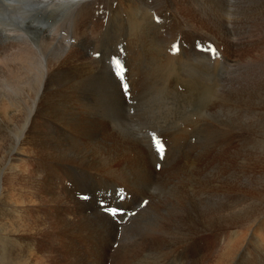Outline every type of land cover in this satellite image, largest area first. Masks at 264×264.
Returning <instances> with one entry per match:
<instances>
[{
	"label": "bare ground",
	"instance_id": "1",
	"mask_svg": "<svg viewBox=\"0 0 264 264\" xmlns=\"http://www.w3.org/2000/svg\"><path fill=\"white\" fill-rule=\"evenodd\" d=\"M24 1L32 5L34 11L32 12L33 14L31 13L32 15L26 13V5H23L25 4ZM163 1L167 4V8L173 10L176 15L179 14L178 8L180 7L183 9V2H185L186 9L197 11L201 18L207 23V26L214 30L216 29L217 32L221 34L219 38L225 41L228 49H231L232 55V59H229V61H227L228 64L226 63V65H224L225 71L230 72L232 70L234 74L228 84L224 80L218 79L221 81V84L218 85L219 82L214 80V76L217 75V73L219 76L220 70H214L212 74L214 75L212 77L214 82L211 83L212 81H210L211 85H201L199 93V91L196 90L198 89L197 83L204 79V73L208 71L204 69L205 67H203L201 63L198 65V61L194 63L191 60L183 62V56L176 60L171 58H167V60L160 59L159 52L156 50L158 46L152 39L151 25L153 24L141 28V24L139 25L138 22V13L140 11H145L146 8L145 0H127L128 4H126L125 8L120 5L116 10L110 5L108 7V13L105 12L108 14V21L106 20L105 29L101 25V31L104 33L103 35L94 31V29H89L91 27H97V24L90 20L92 16L90 11H88V6H90L91 0H0V150L4 149L7 154L5 167L2 170L0 169V261H3V264H50V260L55 264H106L107 249L105 246L108 247L114 239L113 229L110 230L106 226L107 222L111 220H108L95 210H93V214H84L82 208L80 209L83 203H81V201L78 202L76 199L73 201L70 197L75 196L77 193H80V195L83 193H92V196L96 193V195L105 196L104 198L110 196L113 192V185L116 186L114 183L118 174H116L115 171L116 165L120 169L123 168L124 172H126L125 174L128 176L127 181L124 180L121 184L126 188L131 186L134 195H136L132 196L133 199L131 196H125L123 199H120L117 193H115L113 196H116V202L120 205L128 201L129 205L136 206L134 205L137 202L136 199L147 196L151 191L152 185L161 181L162 188L159 189V195L154 194L150 198L151 202L155 201L151 203V205H155L157 208L162 209L157 210L156 208L157 212L155 213L157 214L152 215L151 217L153 218L149 220V222H154H151L148 228L151 229V232L154 231L156 235L151 236L152 233H150L149 236H145V245L158 252L150 256L153 260L157 257L163 258L159 253L165 249L164 247H167L166 240L168 239H170V242L173 243L176 248L178 245L182 246V249H184L183 243L188 241L186 239L198 235V233L196 235H191L190 228L191 230H200L203 233L209 232L212 234L214 231L221 232L224 228L228 226L231 227L234 221L233 219H237L240 222L244 220L245 224L249 222L250 219H254L252 216L255 213V208L253 209L251 205H253L254 202L256 203V199L254 200V198L249 197L246 193H240L241 196H233L232 192L207 193L208 191L205 190H197L198 182L192 179V176H194L196 172H201L199 170L202 168L204 172H206L203 176L209 183H211L210 179H215V183L217 182L221 186L222 184L229 185L230 187L237 186L244 190L249 188L250 178L248 171L245 172L240 169V171L238 170L239 172H237L234 166L232 167V164H230L232 159L235 161V159H239L240 156L242 157L241 152H245L246 155L248 149L243 141H239L240 143L237 146L241 151L236 150L228 156L229 158L226 159V161L216 158L217 153L226 149V147L218 146L209 149L204 154L202 153L203 156L199 158V162L196 163V161L186 157L182 164H171V173V170H165L157 177L156 172L149 162V158L146 163L147 158L144 156L146 154L143 155V151H145L143 149L144 147L142 148V146L134 144L139 140L138 142L145 146L147 142L144 143L145 140L142 141V137L139 138V132L136 131L138 127L134 124L137 121L133 122L132 118L128 116L130 114L127 115L126 113L128 112L127 110H129V112L131 110L130 108L127 109L125 103L126 98L124 99L119 84L111 72L112 70H110L107 64H105L106 62L103 61L104 55L93 58L95 55L92 53L89 55V53L85 51V46L90 44L94 51L93 53L98 52L97 45H99L101 41L102 47L105 48V45L110 43L109 33L107 32L108 28H112L110 33L111 36L117 33L116 30H119L128 40L129 56L127 58L130 63L127 64V68L129 73L136 75L140 67H145L146 73L154 75L153 77L150 76V78L160 75V77H164L167 81L172 79L174 82L171 81V83H176V85H173L176 86V88L180 82L187 86L189 90H196L194 101H192V98L190 101H186L188 100L185 98L186 95L184 97L186 102L181 100L180 97L178 98L179 104L177 106V112H179V108H183L185 103L190 107H192V104V112H196L199 116H207L211 122H214V124L208 123L210 126H203V131H209L211 132L210 134L213 135L234 132L237 135L240 134L239 136H244L249 132L251 127H258V125L251 126L252 113L249 105H252L253 101H251L252 96L250 97L251 87L249 77L251 75H257V80L259 81L256 88L258 92H256L257 96L254 99L255 101L258 100V96L263 94L264 90V54H261V58L259 62H257L258 66H255L253 70L254 72L259 70L260 72L258 73H254L248 64H238L237 61H243L241 54L247 45L246 42V44L244 43L243 39L240 54L236 55L235 59H233L232 49L234 48V39L232 37L235 35V31L233 29V19L230 17L231 13L228 9L229 4L227 0H217L215 7L212 8L208 3H205V0H202L205 6L202 5L199 0ZM114 2L115 1H113V3ZM155 2H157V0ZM159 2L161 3V1ZM153 6L154 4L151 5V7ZM21 7H24V11ZM158 15H160V13ZM200 16H198L199 20ZM246 16L247 15L244 14L241 16V19H239L240 26L238 27L241 29V33H245L246 31ZM262 18L264 19V13L259 15L256 22L262 23ZM7 19L10 22H7ZM147 21H149V19ZM181 21L183 22V18L179 20V22ZM151 22H153V20H151ZM197 23L198 22H196V24ZM56 29L67 31L68 36L65 35L67 39L62 41L58 36L60 31L57 32ZM174 30L175 29H173V31ZM209 33H211V31ZM71 40L73 41L72 43L70 42ZM175 43L176 42H174V44ZM164 44L163 46H165ZM110 45H108V47ZM165 48L163 47L162 49L164 50ZM165 53H167V51ZM166 55H168V53L165 54V56ZM195 59L193 60L195 61ZM220 73L223 74V72ZM150 74H148V76ZM185 74L188 76L186 77V79H188L187 81H183L182 78ZM209 76L211 78V75ZM140 77L142 78V74L139 78ZM146 78L147 75L145 79ZM156 78L157 77H155V79ZM210 78L209 80H211ZM145 79L142 78L141 80L145 81ZM158 81L160 82L161 80ZM143 87L145 86L143 85ZM155 87L156 86L153 87V90ZM160 89H162L163 93V88ZM181 89L185 93V90L183 88ZM165 91H167V89ZM146 92L147 91H145V93ZM169 92L170 91H167L166 94H169ZM186 92L188 93V91ZM220 92L224 95H220ZM140 94L141 93L138 95ZM151 94H153V92H151ZM215 94L219 95L222 100L218 105L215 103L216 106H213L210 105L211 103H208L207 100H211L213 97L215 98ZM133 96H135V94ZM136 98L138 99V97ZM131 99L133 100V98ZM215 101L217 102V100ZM138 103L140 104V101H138ZM167 106L169 107V103ZM169 110L166 105L162 103L156 104L154 102H146L140 105L137 111L140 115L145 117L153 113L159 121L163 117V121L175 114V112ZM186 114L188 113H185V115ZM185 115L183 117H185ZM136 118H139V116H136ZM192 120L190 121L191 124H193ZM200 120H198L199 123H201ZM262 120L264 124V119L262 118ZM187 123H189V121H187ZM104 124H106L107 127H104ZM169 124L171 125L170 122ZM174 124L176 123L174 122ZM194 126H197L196 123ZM182 128L184 127L182 126ZM193 129L194 128H192V130ZM178 130L174 126H170L167 131L179 135L183 130H180V132H178ZM147 131L148 129L146 132ZM189 131L191 130L189 129ZM197 133L199 134V132ZM141 135L144 137L143 134ZM190 135H187V137H190ZM172 137L174 136L172 135ZM175 137H177V135H175ZM237 137H235V139ZM201 138H203L202 135ZM190 139H192V137ZM198 140H200V138ZM20 145L22 149H19L23 150L26 155L31 154L34 159H28V157H26L27 159L25 158L26 160H24V162L21 161L19 163L20 165L13 164L17 169L19 167L17 174L14 172L8 173L7 166L12 164L10 162H13L10 159L11 155ZM205 145L203 147H205ZM202 151L203 150H201V152ZM128 152L132 154L131 157ZM188 152L190 153V151ZM21 153V155H23V152ZM211 154H213V157L210 156ZM245 160L246 156H243V163L239 164L243 169H245ZM150 161L151 163L156 162L152 155ZM227 163L231 165L232 170H227L230 169ZM195 164H198L200 167ZM10 169L13 171L12 168ZM124 178L125 177H123V179ZM183 179L186 180L185 186H183ZM82 180L84 182L76 183V181ZM178 180L180 182H178ZM67 182H75L78 191L75 188L73 191L65 190L63 184ZM263 182L264 181H262V183ZM181 188L187 190H185L186 197H183V189L181 190ZM218 188H220V186H215L211 188V191ZM108 190L112 192L107 194ZM69 191L73 194L71 195ZM177 191L178 193L176 194ZM71 203L75 214L64 211L61 207H69ZM44 205L47 206V208H51L44 213L46 216H50L49 220H41L36 215L39 211L43 210ZM144 213L145 212L142 211L140 215L143 216ZM183 215L190 216L187 217L184 224ZM33 222H36L34 226L35 229L41 222L42 225L46 223V228H48V224L52 226V228H49L53 230V239L50 240V243H57L56 246L60 245L63 248L62 255L58 254V251H56L54 257L52 256L53 258L48 259V256L41 253L39 247L34 246L35 242L39 240H37L31 232H26L24 230L26 226L32 227L34 225ZM139 226L140 225L137 223L134 230ZM257 226L263 228L264 222ZM130 228L131 227H129V229ZM130 231L131 229L129 232ZM257 233L253 228L248 229L249 235L247 236L244 234V238L242 237L239 241L237 240V243L233 241L234 239L226 240L225 237L222 236V240L218 243L226 247L225 249L223 247V250H219L218 248L219 252L216 255L214 264H223V260H225L227 264H230L233 260V256L238 254L244 247L247 249H245L247 251V256L242 258L239 264H264V230L259 236ZM44 238L45 237H43V242ZM156 238L160 240L159 243L152 242ZM46 239L47 238H45V240ZM246 241L248 243H245ZM38 244L40 245L41 242L39 241ZM123 249L126 250V247ZM140 249L142 250V247ZM138 253L143 252L138 251ZM131 255L132 254H130V256ZM121 258V255L118 253V259ZM129 262L130 259L128 258L125 259V261H121L120 264H129ZM157 262H161V260ZM143 263L148 264L147 261H143ZM151 264H154V262ZM178 264H183V261L178 262Z\"/></svg>",
	"mask_w": 264,
	"mask_h": 264
},
{
	"label": "rangeland",
	"instance_id": "2",
	"mask_svg": "<svg viewBox=\"0 0 264 264\" xmlns=\"http://www.w3.org/2000/svg\"><path fill=\"white\" fill-rule=\"evenodd\" d=\"M113 1H115V2L113 3ZM153 1H154V3H153ZM155 1L156 0H145V2H146L145 11H140L138 13V15H137V18H138L139 25L141 24L140 25L141 28H143L144 26L153 24V25H151V28H152L151 29L152 39L155 41V43L158 46V48L156 50L159 52L160 59L161 60H167V58L168 59L171 58V59H175L176 60V59L180 58L181 56H183V62L184 61L186 62V61H190L191 60L194 63L198 61V65L201 63L202 66L205 67L204 69L205 70H208V71H205V73H204V79H202L200 81L198 79V81H199L197 83L198 89H196V90H198L199 93H200V86L201 85H206V84L211 85V83L214 82L213 79H212V77L214 76V75H212L213 72H214V70H218V71L220 70L219 71V74L220 75L218 76V73H217V75L214 76V80H216V81L219 82L218 85L221 84V81H219V80H222V81L224 80L228 84L231 81V79L233 78L232 76L234 74H233V71L231 69H230L231 70L230 72L225 71V66L224 65H226V63H227V61H229V59L230 60L232 59L231 58L232 55H231V49H228V46L225 43V41H223L222 39L219 38V36L221 34H219V32H217L216 29L214 30V29L210 28L209 26H207V23L201 18V16L199 15V13L197 11H195L193 9H186L185 8L186 7V3L185 2H183V9L180 8V7L179 8L177 7L178 10H179V14L180 15L179 14L176 15V13H174L173 10L167 8V4L163 0H157V2H155ZM159 1H161V3ZM162 1H163V3H162ZM199 1L204 6H205V3H208L211 6V8L212 7H215V4L217 2V0H207V1L205 0V3L202 0H199ZM24 2H25V4H23V5L24 6L26 5V11H27V12L26 11L25 12L28 13V14H31L32 12H34L33 11V8H32V5H30L29 3H27V1H24ZM95 2H94V0H91V4H90V6H88V11H90L91 16H92V17H90V20L93 21L94 23H96L97 24V27H91L89 29H94V31H97L98 33H101L103 35L104 33L101 31V27L103 26L104 29H105L106 23L108 21V18H107L108 17V14L107 13H108V10H109L108 7L110 5H112V8H114V10H116L117 8L120 7V5L125 8L126 7V4H128V3H127V0H123V2H122V0H111V1L110 0H106V1L105 0H102V1L101 0L100 1L99 0L98 1L95 0ZM97 2H100V3H97ZM227 2L229 4L228 5L229 6L228 9H229V11L231 13L230 14V17L233 19V29L235 31V33H234L235 35H233V37H232L234 39V42H233L234 48L232 49L233 56H234L233 59H235V56L236 55H239L240 54L241 43H242V41L244 39V43L246 42L247 45L244 48V50H246V51L243 50V52L241 54V57L243 58V61H237V62H238V64L239 63H243V65H247L248 64V66L253 71L254 70V67L255 66H258V63L257 62H259V60L261 58V54H264V19L262 18V20H263L262 23L261 22H256V19L259 17V15H261V14L264 13V0H246V1L245 0H227ZM105 3H106V5H105ZM153 4H154L155 7L154 6L151 7V5H153ZM162 5L164 6V8H163ZM101 8H102V11H101ZM21 9L24 11V7H21ZM147 9H148V11H147ZM151 10H153V11H151ZM157 11H159V12H157ZM105 12H107V13H105ZM259 12H261V13H259ZM159 13H160V15H158ZM244 14L247 15L246 16L247 17V26H246L245 33H241L240 32L241 29H239V27H238V26H240V23H239L240 20L239 19H241V16L244 15ZM169 16H171L172 18L169 17ZM198 16H200V20H199V17ZM100 18H102V19H100ZM151 18H153V19H151ZM178 18H179V20H182V18H183V22L182 21L179 22ZM148 19H149V21H147ZM151 20H153V22H151ZM167 21H168V23H167ZM194 21H195V23H194ZM7 22H10V21L7 19ZM196 22H198V23L196 24ZM204 22L206 23V25H205ZM156 23H157V25H156ZM203 23H204V25H203ZM165 25H167V26H165ZM169 28H170L171 31L169 30ZM173 29H175L176 31L174 30L175 31L174 32ZM177 30H178L179 33L177 32ZM56 31L59 32L60 30L56 29ZM111 31H112V28L109 27L107 32L109 33V37H110V41L109 42L110 43H108V45H110V44L111 45L108 47V45L106 44L107 46L105 45V48H103L102 47V41H101L99 43L100 46L97 45L98 52H96V53H101L99 55V57H101L102 55H104V60L103 61L106 62L105 64H107L108 68L110 70H112L111 72L113 73L114 78L116 79V81L119 84L121 93L124 96V99L126 98L125 99V103L127 105V109L130 108V110H131L130 112H129V110H127L128 112H126V113H127V115L130 114L128 116H130V118H132V121L133 122H136L137 121L134 124H136L135 126L138 127V128H136V127L135 128L137 129L136 131L139 132L138 133L139 134V138L142 137L141 140L142 141L145 140L144 143L147 142L145 144V146L142 145L140 142H138L139 140H137V143L136 142L134 143V144H138V145L142 146V148L144 147L143 149L145 151H143V155L146 154V155H144L145 158H147L146 163L148 162V158H149V162L152 165L153 170L156 172L157 177H159V175L163 171H165V170H169V171L171 170L170 173L172 172V168H171L172 166H171V164H173V163H176V164H180L181 163L182 164V163H184V159L186 157H189L191 160L196 161V163H197V162L200 161L199 158H201L205 152H207L209 149H213V148H216L218 146L226 147V149L224 151H221L220 153H217L216 152L217 153L216 154V158L217 159H221L222 161H226V159L229 158L228 156L230 154L234 153L236 150L237 151H239V150L241 151V149H239L237 146L239 145L240 142L243 141L247 145V149H248V151L246 152V155H245V152H241L242 153V157L240 156V158L239 159H235V161H233V159H232L230 161V164H232V167L234 166V169H236L237 172H239L240 169L243 170V171H245V172L248 171V175H249V178H250L249 179L250 180L249 181L250 182L249 188H247V189L244 190L243 188H239L237 186L236 187L235 186L234 187H230L229 185H225V184L224 185L222 184V186H221L219 183H217V182H216L217 184L215 183V179H210L211 180L210 181L211 183H209L208 181L205 180L206 178L203 176L204 173H206V172H204V170L202 168H200V170H199L201 172H196L194 174V176H192V179H195L198 182V186H197L198 188H197V190H205V191H208L207 193H211V192H214V193H218V192H232V195L233 196H238V195L241 196L240 193L241 194L242 193H244V194L246 193L249 197L254 198V200L256 199V203L254 202V204L251 205V207H253V209L255 208V213L252 216V217H254V219L253 218L250 219L249 222H251V223L247 222L246 224H245L244 220L242 222H240L237 219H233L234 221L232 222L231 227L228 226V227L224 228L223 230H221V232L214 231V232H212V234L209 233V232H204L203 233L200 230H191V228H190L191 235H196L197 233H198V235L192 236L191 238L186 239L188 241L186 243H183V248L184 249H182V246H178V245H177V248H176L173 245V243L170 242V239H168V240H166V246L167 247H164L165 249L162 250L161 253H159V254H161V256L163 258L157 257L155 260H153L150 256H152L153 253H158V252L155 249L150 248L147 245H145L146 244V242H145V236H149L150 233H152L151 236L156 235L154 231L151 232V229L148 228L149 224L151 222H154V221H150L149 222V220L153 218V217H151L152 215L157 214V213H155V212H157V210H162V209L157 208L155 205H151V203H154L155 201H152L151 202L150 201L151 200L150 198L154 194L155 195H159V192H160L159 189L162 188L161 181H159L158 183L156 182V183H154L152 185V188H151V191H150L151 194L148 193V195L145 196V197L137 198L136 199L137 202L134 204L136 206L129 205V202L128 201L126 203H124L125 205L124 204L120 205V204H118L116 202V196H113L115 193H121L124 197L125 196H129V197L131 196V198H132V196H136V195H134L131 186H128L126 188L124 185L121 184V183L124 182V180L127 181L128 176H127V174H125L126 172H124V169L123 168L120 169L116 165L115 166L116 167L115 171H116V174L118 173L117 174V179L114 181V183L116 184V186L113 185L114 186L113 192L111 190H108L107 191V194H110L112 192V194L110 196H107L106 198H104L105 196L104 197L103 196H99V195H96V193L93 196H92V193H86V194L83 193L81 195H80V193H77L75 196H72L70 198H72L73 201H74V199H76L78 202L81 201V203H83V205L80 207V209L82 208L84 214H86V215H89L90 213L93 214L92 212H93V210H95L98 213L102 214L104 217H106L108 220H111L110 222L109 221L107 222L106 226L110 230L113 229L112 232H114V237H113L114 239L108 245V247L105 246V248L107 249V251H106L107 260L105 261L106 264H120L121 261H123V260L125 261V259H128V258L130 259L129 264H144L143 261H147L148 264H151L153 262H154V264H164V263L165 264H178V262H182V261H183V264H214V262L216 260V255L219 252V250H221L223 247L225 249V247H226L225 245H221V244L219 245V243H218V242H220V240H222L221 239L222 236H224L226 240L234 239L233 241L234 242L236 241L235 243H237L239 241V239H242V237L244 238L245 235H247V236L249 235L248 234V229L253 228L254 230H256V233L259 232V233H257L258 236L264 230V227L263 228H259L257 226V225H261L264 222V210H262V209H264V182L262 183V181H264V174H262V173H264V150H263L264 149V124H263V120H262V118L264 119V90H263V94L260 95V96H258V100H255L254 101V99L257 96V93L256 92H258V90L256 88L258 86V82L259 81L257 80V75H251L249 77V79H250V87H251L250 97L252 96L251 97V101H253L252 102V105H249V108H250L251 113H252V116H251V126L258 125V127H256L257 129L254 128V127L253 128L251 127V129H249V132H247L244 136H239L240 134L237 135L234 132H231V133L230 132L229 133H223V134L218 133V134H214V135L213 134H210L211 132H209V131H203V128L202 127L203 126L204 127L210 126L208 123H213L214 124V122H211V120L207 116L206 117L205 116H199V115L196 114V112H192V110H193V105L192 104H191L192 107H190L189 105H187L185 103V105H183V108H179V112H177V109H178L177 106L179 104L178 98L180 97V99L183 100V101H185L186 99H188L186 101H190V99L192 98V101H194L195 96H196V94H195L196 90L195 91L189 90V88H187V86L183 85V83H180V82L178 83V87L176 88V86H173V85H176V83H173L174 81L172 79H170V80L167 81L164 77H162V76L160 77V75H156L155 76L157 78L160 77L158 79L157 78L155 79V77L154 78H150V76L153 77L154 75L153 74H150V73H146L147 71H146L145 67H140L137 70L138 72H137L136 75H132L131 73H129V70L127 68V64L130 63L129 62V59L127 58L129 56V49H128V40H127V37L125 35H123V33L121 31H119V30H116L117 33H115V35H112L111 36L110 35ZM210 31H211V33H209ZM176 32H177V35H176ZM65 35L68 36V33H67V31H65V30L62 29L59 32V35L58 36H59V38L62 39V41H64V40L67 39V37ZM168 36H169V38H168ZM70 42L72 43L73 41L71 40ZM174 42H176V43L174 44ZM162 43L163 44L166 43V44H164L165 46H163ZM163 47L164 48L166 47L165 48L166 50L165 49L163 50L162 49ZM99 48H101V49H99ZM212 49H214L215 51L213 52ZM85 51L87 53H89V55L91 53L93 55H95V57L93 56V58H98V56L96 55V53H93L94 51L92 50L90 44H87L85 46ZM166 51H167L168 55H170V56H168V55L165 56V54H167V53H165ZM112 57H118L119 60H120V62H121V64H122V66H123L124 71H123V78L122 79L118 78L114 74V67L111 65V58ZM186 57H189V58H186ZM193 59H195V61ZM204 62H206V63H204ZM263 63H264V59H263ZM217 67H220V68H217ZM209 72H211V73H209ZM220 72H223V74L220 73ZM258 72H260V71L259 70H256L254 73H258ZM140 73L142 74V78L143 79H145V77L147 75V78L145 79V81L144 80H141L142 79L141 77L139 78V76H141ZM143 73H144V75H143ZM263 73H264V70H263ZM148 74H150V75L148 76ZM208 74L211 75V78H210V76ZM221 76H222L223 79L221 78ZM186 77H188L186 74H185V76L183 75V77H182L183 78V81L184 80H186V81L188 80V79H186ZM209 78L211 80H209ZM158 80H161V81L159 82ZM171 81H173V82L171 83ZM210 81H212V82L210 83ZM147 82H149V83H147ZM150 82L153 83L154 85L151 84ZM157 83H158V85H157ZM125 84L127 85V88L126 89L124 88V85ZM138 84H139V86H138ZM140 84H141V87H140ZM150 84L153 85V86H151ZM143 85L145 87H143ZM146 85H148V86H146ZM163 85H165V86H163ZM154 86H156L155 88L158 91H156L155 88L153 90V87ZM157 86H159V87H157ZM160 88H163V93H162V89H160ZM175 88H176V90H175ZM179 88L180 89L183 88L185 90V93H187L186 91H188L189 94L188 93L185 94L184 91L182 89L180 90ZM166 89H167V91H170L171 93L169 92V94H166L167 93V91H165ZM170 89H172V90H170ZM224 89H226V88H224ZM151 90H153V91H151ZM160 90H161V92H160ZM138 91H139V93H141L140 95H138L139 94ZM145 91H147V92L145 93ZM135 92L137 93V96H136V93ZM151 92H153L154 95L151 94ZM155 92H158V93H155ZM172 92H173V94H172ZM132 93H134L135 96H133L134 94H132ZM157 94H159V95H157ZM171 94H172V96H171ZM166 95H167V98H166ZM185 95H186V97H185ZM220 95H224V94L222 92H220ZM189 96H190V98H189ZM216 96H217V98H216ZM218 96L219 95H216L215 94V98L213 97V98H211V100H207L208 103H211L210 105H213V106L218 105L221 102V100H222V98L220 96L219 97ZM136 97H138V99ZM173 97H174V99H173ZM131 98H133V100ZM140 98H142V99H140ZM165 98H166V100H165ZM219 98H221V99H219ZM171 100L173 102H175V103H173ZM215 100H217V102ZM138 101H140V104L138 103ZM212 101L214 102V104H213ZM132 102H133V104H132ZM136 102H137V104H136ZM146 102H154L156 104H161L162 103V104L166 105V107H167L168 110L170 109L169 111L175 112V114H173L172 116L168 117V119H164L163 121H162V118L163 117L159 121V119H156V117H155V115L153 113H150V114H151V116L154 117V119H153V117L150 116V114L147 115L146 117L145 116H142V115H140L138 113L137 110H138V107L140 105H142L143 103H146ZM168 103H169V107L167 106ZM215 103H216V105H215ZM180 109H181V111H180ZM184 110H185V112H184ZM185 113H188L189 115L188 114L185 115ZM176 114L177 115L179 114V115L177 116ZM184 115H185V117H183ZM194 115L197 116L198 118L195 117ZM136 116L137 117L139 116V118H136ZM135 118H136V120H135ZM142 118H143V120H142ZM150 118H151V121H153V120L154 121L151 122L150 121ZM257 118H259V119H257ZM138 119H139V121H138ZM169 119H171V120H169ZM155 120H156V122H155ZM167 120L171 123V125L169 124V122ZM172 120L173 121L175 120L174 122L176 124H174V122ZM186 120L189 121V123H187ZM191 120L193 121L192 122L193 124L190 123ZM194 120H195V122H194ZM198 120H200L201 123H199ZM166 121H167V123H166ZM155 123H156V125H155ZM165 123H166V125H165ZM195 123H196L197 126H194ZM180 124H182V125H180ZM169 125L170 126H174L177 130L179 129L178 132H180V130H183L181 132L184 135L182 133L179 134V135L177 133H169L167 131L168 128L170 127ZM182 126L184 128H182ZM104 127H107L106 124H104ZM139 127H140V129H139ZM142 128H143V131H142ZM192 128H194V129L192 130ZM147 129H148V131L146 132ZM189 129L191 131H189ZM162 130H163V132H162ZM169 130H172V129H169ZM198 130H200V131H198ZM197 132H199V134L202 133V134H200V137H199V134ZM204 132H206V133H204ZM153 133L155 134L156 138H158L162 142V144L164 145L165 151H164L163 159L160 158V154L156 150L155 142L153 140V135H152ZM190 133H191V135H190ZM141 134H143L144 137ZM172 135L174 137H172ZM175 135H177V137L179 136L180 139H181V141H180L179 137L177 138V137H175ZM187 135H190V137H187ZM195 135L198 138H196ZM201 135H202L203 138H201ZM237 136H239V137H237ZM191 137H192V139H190ZM235 137H237V138L235 139ZM199 138H200V140H198ZM212 139H213V141H212ZM199 143L202 144V145H200ZM205 144H207V145H205ZM204 145H205V147H203ZM146 147H147V149H146ZM190 147H191V149H190ZM19 148L22 149V146L21 145L18 146L17 147V150H14L13 151V154H12L13 156L10 154L11 155V158L9 156V158L13 162H10L12 164L9 165V166H7L8 167V169H7V172L8 173H11V172L13 173L14 172V173L17 174V171H19V167L17 169L16 166H14V165H18L21 161L24 162V160L27 159L26 157H28V159L29 158L34 159L31 156V154L30 155L28 154L29 155L28 156V155L25 154V152L23 150H20ZM192 149L194 150V152H193ZM196 149L197 150H200V151H197ZM1 150H0V169L2 170L5 167V164H6V161H7L6 160L7 154H6V151H4V149H1ZM195 150H196V152H195ZM201 150H203V151L201 152ZM188 151H190V153ZM21 152H23V155H21L22 154ZM3 154H5V155H3ZM128 154H130L129 155L130 157L132 156V154L130 152H128ZM151 155L155 158V161H156L155 163L154 162L151 163V161H150ZM210 156L213 157V154H211ZM243 156L244 157L246 156L245 166H244L245 169H243V167L241 165H239V164H242L243 163V161H242ZM15 157H17L18 160ZM13 158H15V159H13ZM188 165H189V163H188ZM195 165L197 166L198 164H195ZM238 166H239V168H238ZM228 167L230 169H227V170H232L231 165L228 164ZM250 167H251V169H250ZM10 168H12L13 171ZM122 170H123V172H122ZM5 173H6V170H5ZM122 174H124L125 176L122 175ZM123 177H125V178L123 179ZM122 179H123V181H122ZM82 182H84V181L83 180L82 181H76V183H82ZM178 182H180V181L178 180ZM185 184H186V180L183 179V186H185ZM63 186H64L63 188L65 190H72L73 191L74 188H75L78 191V187H77V184H75V182L74 183L67 182V183L63 184ZM215 186H220V188L213 189L211 191V188H214ZM182 189L183 188H181V190ZM185 190L186 189H183V197H186L185 196ZM236 191H237V193H236ZM233 192L236 193V194H234ZM177 193H178V191L176 192V194ZM72 194L73 193H71V195ZM85 197H87V198H85ZM92 197L95 198V199H93ZM145 201L147 202L146 204L144 203ZM102 204L103 205H106V206H109V207H115L116 206L115 208L124 209V210H126L127 215H125L123 217H116V218H114L110 214H108L105 211H103ZM260 206H261V208H260ZM43 207H42L43 210H41L42 212L39 211L36 215L41 220H45V219L46 220H49V217L50 216H46L44 213L46 211H49L48 209H51V208L50 207L47 208V206H45V205ZM61 207L63 208L64 211H67V212H70V213L75 214L74 208L72 206V203L69 205V207L68 206H61ZM156 208H157V210H156ZM144 209H146V210H144ZM258 210H259V212H258ZM142 211H144L148 215L144 213L143 216H141L140 213ZM133 213H134V215H133ZM200 213H202V212H200ZM38 215H40V216H38ZM162 215H164V214H162ZM147 217H148V219H147ZM157 217H158V215H157ZM187 217H190V216L183 215V224L187 220ZM197 217L199 218L198 215H197ZM35 223L36 222H33L34 225L32 227L26 226V228L24 229L26 232H28V231L31 232L33 234V236L37 240H39L41 242V244L39 245L38 244L39 241H36L35 244H34V246L39 247L41 249V253L44 254V255H46V256H48V259L49 258H53L54 257V253L56 251H58L57 252L58 254H61L62 255L63 254V248L60 245L56 246L57 243L56 244L50 243V240L53 239V236H52L53 230L52 229H49V228H52V226H50V224H48L49 226H48V228H46V226H45L46 223H43V225H42V222H41V224L37 225V228L35 229V227H34L35 226ZM137 223L140 226L137 229L134 230L135 225H137ZM198 225H199V223H198ZM129 227H131L130 228L131 229L130 232H129V230H130ZM40 228H41V230H40ZM37 229H38V232H37ZM31 233H29V234H31ZM134 235H136V236H134ZM43 237L47 238L46 240L44 238V242H43ZM152 242L153 243H159L160 240L156 238ZM130 243H132V244H130ZM245 243H248V242L246 241ZM123 246L126 247V250L123 249L124 248ZM141 247H142V250L140 249ZM216 248H217V250H216ZM218 248H219V250H218ZM245 249L246 248L244 247L240 252H238V254H236L235 256H233V260L231 261L230 264H239L240 261H241V259L242 258H245L247 256V251H246L247 249L246 250ZM118 250H119V252H118ZM138 251H140V252L142 251L143 253H138ZM49 253L50 254H53V255H50ZM118 253H119V255H121V257H122L121 259H118ZM122 254H123V256H122ZM125 254L127 255V257H126ZM130 254H132V255L130 256ZM179 255H181L182 257L179 256ZM109 256H110V258H109ZM214 256H215V258H214ZM63 258H64V256H63ZM119 258H120V256H119ZM148 258H149V260H148ZM210 259H211V261H210ZM234 259H235V263H234ZM150 260H153V261H150ZM160 260H161V262H157V261H160ZM212 261H213V263H212ZM2 262L3 261H0V264H3ZM222 262H223V264H227L225 262V260H223ZM49 263L50 264H52V263L55 264L52 260H50ZM58 264H60V263H58Z\"/></svg>",
	"mask_w": 264,
	"mask_h": 264
},
{
	"label": "snow or ice",
	"instance_id": "3",
	"mask_svg": "<svg viewBox=\"0 0 264 264\" xmlns=\"http://www.w3.org/2000/svg\"><path fill=\"white\" fill-rule=\"evenodd\" d=\"M212 51L214 52L215 50L212 49ZM96 55L99 56L100 53H96ZM111 65L114 67V74L118 78L122 79L123 78L124 69H123V66H122L119 58L118 57H112L111 58ZM124 88L125 89L127 88L126 84L124 85ZM152 135H153V140L155 142L156 150L159 152L160 158L163 159L164 151H165L164 145L162 144V142L158 138H156L154 133ZM117 195H118V198H120V199L124 198V196L121 193H117ZM85 198H87V197H85ZM144 203L146 204L147 202L145 201ZM102 208H103V211H105L106 213L110 214L114 218L123 217V216L127 215L126 210H124V209H118V208H115V207H109V206H106V205H103V204H102ZM133 215H134V213H133Z\"/></svg>",
	"mask_w": 264,
	"mask_h": 264
}]
</instances>
